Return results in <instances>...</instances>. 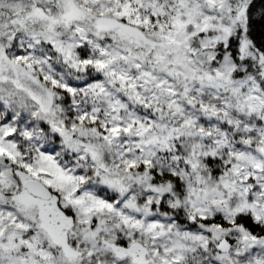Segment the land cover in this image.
<instances>
[{
  "label": "snow or ice",
  "instance_id": "1",
  "mask_svg": "<svg viewBox=\"0 0 264 264\" xmlns=\"http://www.w3.org/2000/svg\"><path fill=\"white\" fill-rule=\"evenodd\" d=\"M0 264H264V0H0Z\"/></svg>",
  "mask_w": 264,
  "mask_h": 264
}]
</instances>
